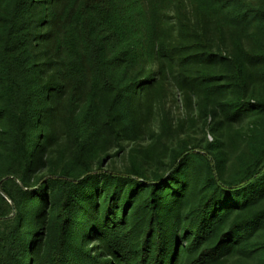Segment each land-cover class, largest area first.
<instances>
[{
  "label": "trees",
  "instance_id": "1",
  "mask_svg": "<svg viewBox=\"0 0 264 264\" xmlns=\"http://www.w3.org/2000/svg\"><path fill=\"white\" fill-rule=\"evenodd\" d=\"M0 264H264V0H0Z\"/></svg>",
  "mask_w": 264,
  "mask_h": 264
},
{
  "label": "rangeland",
  "instance_id": "2",
  "mask_svg": "<svg viewBox=\"0 0 264 264\" xmlns=\"http://www.w3.org/2000/svg\"><path fill=\"white\" fill-rule=\"evenodd\" d=\"M209 137L211 138L212 136H211V135H209Z\"/></svg>",
  "mask_w": 264,
  "mask_h": 264
}]
</instances>
